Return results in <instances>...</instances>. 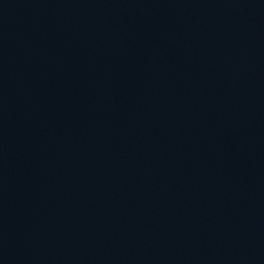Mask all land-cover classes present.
<instances>
[{
	"label": "water",
	"instance_id": "water-1",
	"mask_svg": "<svg viewBox=\"0 0 264 264\" xmlns=\"http://www.w3.org/2000/svg\"><path fill=\"white\" fill-rule=\"evenodd\" d=\"M0 264H264V0H0Z\"/></svg>",
	"mask_w": 264,
	"mask_h": 264
}]
</instances>
